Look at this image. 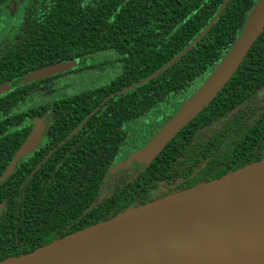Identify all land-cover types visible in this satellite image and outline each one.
Returning a JSON list of instances; mask_svg holds the SVG:
<instances>
[{"label":"trees","instance_id":"1","mask_svg":"<svg viewBox=\"0 0 264 264\" xmlns=\"http://www.w3.org/2000/svg\"><path fill=\"white\" fill-rule=\"evenodd\" d=\"M34 1L36 7L24 15L23 22L0 36V84L11 85L9 91L0 94V175L8 156L25 136L24 129L30 127L32 119L42 118V114L52 127L58 119L66 120L69 125L70 120L75 119L70 113H76L78 125L83 121L82 127L86 129L87 114L97 107L96 117H92L93 125L97 127L93 139L96 150L99 142L106 139V128L99 120H110L105 112H100L108 108L120 110L126 122L131 123L165 94H182L183 101L188 99L231 47L256 0H229L209 30L193 46L146 82L143 79L189 46L214 19L223 0ZM95 54L104 57L97 63L86 64ZM73 60H78V67L39 79L25 78L36 70ZM80 70L83 72L78 73ZM92 79L98 82L88 84ZM81 80H85L84 84ZM136 82L140 84L121 92ZM263 85L264 30L220 93L152 161L143 164V169L133 171L132 177L126 176L129 181L121 187L119 195L135 184L155 186L157 180H166L172 169L180 167L181 161L184 165L193 155L200 159L199 163L208 159V169L217 168L214 163L224 160L219 159L214 150L223 147L224 142L220 140L224 137L213 121L219 114L226 116L234 104L248 95L250 103L253 89ZM68 88H71L70 92ZM58 91L62 92L61 97ZM58 103L69 105L58 108ZM260 103V111L249 115L254 125L249 129V162L264 157V100ZM117 105L121 107L118 109ZM98 127L99 134L96 132ZM199 144L200 147L193 150V145ZM201 145L206 148L204 154L203 149L196 151ZM30 160L27 164H18L24 169H17L14 180L11 177L0 180V192H5L0 195V202L9 201L11 191L35 202L44 199L43 210L34 208L33 217L27 216V220L37 225L43 218L46 224L44 227L42 224L40 230L45 234H36V244H30L20 254L16 252L10 257L27 254L105 220L119 208L122 211L129 209L128 203L127 207H121L119 199L109 204L99 198L96 185L101 182L107 166L106 158L100 154L89 156L82 150L76 159H67L61 189L56 188L58 177L43 178L42 169H34L36 159ZM73 176L77 180L75 185L70 183ZM40 184L43 191H40ZM122 201L129 200L124 195ZM5 224V220L0 224V238L7 233ZM56 226L59 229H55ZM49 231L52 232L49 234Z\"/></svg>","mask_w":264,"mask_h":264},{"label":"water","instance_id":"2","mask_svg":"<svg viewBox=\"0 0 264 264\" xmlns=\"http://www.w3.org/2000/svg\"><path fill=\"white\" fill-rule=\"evenodd\" d=\"M229 0L187 48L143 79L146 82L171 66L211 27ZM264 30V0H256L231 47L197 90L183 101L138 150L118 167L148 164L196 117L225 86ZM77 61L36 70L26 80L50 76ZM140 82L121 90L126 92ZM4 87L0 86V94ZM41 125L34 121L17 158L32 151ZM0 264H264V159L217 179L129 208L115 217L56 239Z\"/></svg>","mask_w":264,"mask_h":264},{"label":"flooded vegetation","instance_id":"3","mask_svg":"<svg viewBox=\"0 0 264 264\" xmlns=\"http://www.w3.org/2000/svg\"><path fill=\"white\" fill-rule=\"evenodd\" d=\"M35 7L36 2L34 0H0V36L3 32L6 33L13 30L21 24L24 20V15L27 12H31ZM95 56H97V59H94ZM99 56L101 55H92L86 64L97 63L104 57ZM77 65L78 60L75 64V68L78 67ZM82 72V70L78 71V73ZM3 85H7L2 91L4 94L10 90L11 85L9 83L0 84V86ZM68 90L70 92L71 88H68ZM219 93L220 91L217 95ZM58 94L59 97H61L62 92L60 91ZM181 95L182 94L179 95L173 93L165 94V96L161 98L159 102L154 103L149 110L139 113L131 123L126 122L125 116L120 110L116 111L114 108H108L100 112H105L106 118H110V120L101 121L95 118L96 121L99 120L106 128V139L101 140L103 143L99 142V146L96 150L94 148L93 139L94 131L97 127L93 125L92 117L97 111V107L89 112L90 114H87L88 120H86L88 126L86 129L82 127L84 124L83 121L78 125L76 113H70L71 115L74 114L75 119L70 120L69 125L66 120L61 121L58 119V122L55 125H52V127L48 126L47 121L49 120L46 119L45 114H42V118L38 119L41 125V134L36 147L32 151L17 158L9 174L2 177L8 170L12 160L15 158L18 149L27 140L35 121L32 119L30 121V127L24 129L26 134L22 141L19 143L13 154L10 157L8 156V161L1 171L0 180L10 177L14 180L16 178L15 174L17 169H24L22 166L18 165L19 163L27 164L31 161L30 159H36L37 166L34 167V169H42L41 172H43V178L51 177L53 179L58 177L56 180V188L61 189L62 175L66 171V166L64 165L65 162L69 158L76 159L78 153L84 150L89 156L93 154L98 157L100 154L102 158H106L107 166L104 170L101 182L96 185L99 198L109 204L119 199L118 201L121 204V207H127L126 204L128 203L129 208H133L180 192L200 183L217 179L225 174L264 159V157H261L249 162V129L254 127L252 120L249 119V115L252 116V114L254 115L255 113H258L262 108L260 102L264 100L263 85L262 87H255L253 89L250 103L248 95L243 101L234 104L230 112H227L226 116L219 114V117L213 121V124H217L219 127V131H217L221 134L223 133L222 136L224 137L220 140V142H224L223 147L214 150L216 156L219 159L224 160L223 163H214V166L217 168L208 169L206 164L208 159H204L205 163H199L198 160L200 159H197L193 155L184 165L182 164L183 161L180 162L179 165L182 167L181 169L179 166L172 169L166 180H157L155 186L135 184V187L127 189L119 195L121 187L129 181H126V176L132 177L134 173L133 171L138 172L145 166L133 162L127 167H118L117 165L124 161L131 152L141 147L147 139L154 134L163 123H165V121L173 116L179 103L185 99L182 98ZM68 105L69 104L67 103H58L57 107L66 108ZM117 106L118 109L121 107V105ZM63 113L64 112L61 114ZM53 131L55 134H52ZM96 132L99 134V127ZM202 137L206 138L205 135H202ZM202 137L200 138V144L203 140ZM200 144L196 147L193 145V150L200 147ZM202 149L204 154L206 152L204 145H201V149H197L196 151L200 152ZM167 153L171 154V152ZM76 181L75 176L70 179L72 185H75ZM22 186H20V189ZM3 187L7 188L8 186L3 184ZM40 189V191H43L41 184ZM2 193L5 194V192ZM2 193L0 192V195ZM10 194L12 198L9 201L6 202L1 200L0 202V224L5 220L6 224L4 228L7 230L4 238H0V260L14 256L16 252L20 254L24 247L37 243L35 240L36 234L41 236H44L45 234L44 231L41 232L40 230L42 224L43 227L44 224H46L43 218H41L37 225L29 223L27 220V216L30 218L33 217L31 213L34 208H38V211L43 210L45 205L44 199L35 202L29 197L21 198L19 194L16 195L15 192L12 191ZM124 195L129 200L128 202L122 201ZM35 203H37V206L34 205ZM122 212L124 211L119 208V211H117L116 214L102 221L111 219ZM55 229H59V226H56ZM52 231H49V234Z\"/></svg>","mask_w":264,"mask_h":264},{"label":"rangeland","instance_id":"4","mask_svg":"<svg viewBox=\"0 0 264 264\" xmlns=\"http://www.w3.org/2000/svg\"><path fill=\"white\" fill-rule=\"evenodd\" d=\"M99 57H101V56H99ZM94 59H97V56H95ZM84 82H85V80H81V83L84 84ZM95 83H97V79L88 82V84H90V85H92V84L94 85Z\"/></svg>","mask_w":264,"mask_h":264}]
</instances>
